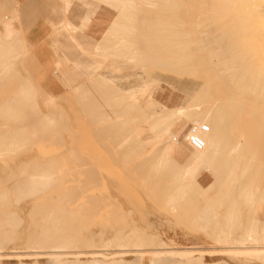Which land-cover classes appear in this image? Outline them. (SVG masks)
Returning a JSON list of instances; mask_svg holds the SVG:
<instances>
[{"label": "rangeland", "instance_id": "1", "mask_svg": "<svg viewBox=\"0 0 264 264\" xmlns=\"http://www.w3.org/2000/svg\"><path fill=\"white\" fill-rule=\"evenodd\" d=\"M140 11L52 89L0 39V264H264V91L240 82L242 66L264 74V0ZM169 22L204 33L167 39ZM186 41L191 68L177 62ZM97 63L119 90L88 76ZM177 123L207 125L204 149L172 141Z\"/></svg>", "mask_w": 264, "mask_h": 264}, {"label": "crops", "instance_id": "2", "mask_svg": "<svg viewBox=\"0 0 264 264\" xmlns=\"http://www.w3.org/2000/svg\"><path fill=\"white\" fill-rule=\"evenodd\" d=\"M160 1L6 0V10L1 20L4 23L0 24V39L2 38L4 49L2 53L8 54L9 42L25 46L27 56L23 60V68L28 77L43 88H56L63 85L60 83V76H68L70 79L77 71L83 70L84 63H89L85 54L94 53L97 46L111 44L107 40L116 39L117 34H121V24L137 23L140 8L155 10ZM103 69H109L106 68V63H97L96 70L88 76L94 78L95 84L107 85L113 91L119 90L114 82L104 76ZM110 71L123 77L118 72ZM70 75L72 76L69 77ZM74 90L78 93L80 87ZM49 92L55 93L53 90ZM130 97L134 101L138 100L135 92ZM81 100L83 111L86 109L85 101H94L90 97H81ZM111 106H115V103L111 102ZM200 181L202 186L206 183L204 178H200ZM263 215L264 211L260 213L258 220L259 237L262 240Z\"/></svg>", "mask_w": 264, "mask_h": 264}, {"label": "bare ground", "instance_id": "3", "mask_svg": "<svg viewBox=\"0 0 264 264\" xmlns=\"http://www.w3.org/2000/svg\"><path fill=\"white\" fill-rule=\"evenodd\" d=\"M165 29L167 31V34L164 37L167 38V39H170V38H173V37H176V38L182 37V38H186V39L190 38V37L198 38L204 33V32H200L199 25L197 23H195L193 26L192 25L191 26H186V27L183 26V28L179 32L180 34H176V35H172L171 34V31H174V29L171 28L170 22L168 23V25H167V27ZM189 44H191V42L186 41V43H184V46H186L185 50L180 51V55L179 56L177 55L178 56L177 62L179 63L180 66L182 65L185 68H191V67H194V66H196L198 64L197 60L194 59L192 52L187 51V47L189 46ZM192 50L196 51L195 48L192 49ZM244 59H245L244 56L240 55L239 56V60H237V58H232L231 60L227 61V63H233V64L234 63H241V64H243L244 63ZM95 70H96V68H95ZM240 71H241L240 82L241 83H245L246 82L248 84V90L251 93L256 91V90H258V89H261V90L264 91V74L262 73V71H260L259 69L252 70V69H250L248 67H244V66H242L240 68ZM93 72H94V70H93ZM148 89H149V86L147 84H145L144 86L141 84V86H139L135 90V95L138 96V100L141 99L142 96L145 93L148 92ZM32 123L33 122H31V124ZM31 124L28 123L27 125L30 126ZM187 127H188L187 123H185L182 127L178 126V123H177V124L171 126L169 129H167L169 132L171 131L173 133V136L171 137V140L172 141H180L183 136H186V139L188 140L189 134H188V131L186 132ZM171 146L173 147L174 145H171Z\"/></svg>", "mask_w": 264, "mask_h": 264}, {"label": "built area", "instance_id": "4", "mask_svg": "<svg viewBox=\"0 0 264 264\" xmlns=\"http://www.w3.org/2000/svg\"><path fill=\"white\" fill-rule=\"evenodd\" d=\"M209 127L203 125L201 129H194L188 136V144L195 151H201L205 147L202 134L208 133Z\"/></svg>", "mask_w": 264, "mask_h": 264}]
</instances>
